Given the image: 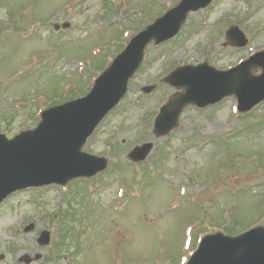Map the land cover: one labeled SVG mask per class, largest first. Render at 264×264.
<instances>
[{
  "label": "rangeland",
  "instance_id": "rangeland-1",
  "mask_svg": "<svg viewBox=\"0 0 264 264\" xmlns=\"http://www.w3.org/2000/svg\"><path fill=\"white\" fill-rule=\"evenodd\" d=\"M178 1L0 0V133L12 137L34 128L49 103L82 96L99 68L125 47L134 27L150 23ZM64 22L68 27L54 31L55 23ZM237 22L248 43L224 45L226 28ZM261 50L264 0H213L190 13L174 38L149 46L126 94L83 146L107 157L108 170L5 199L0 264H25L21 258L35 254L39 258L28 264H177L171 263L174 254L165 259L160 253L173 249L179 254V246L190 239L194 246L188 226L196 221L189 216L195 208L200 215L209 211L215 222L203 225L206 232H224L232 207L239 205L237 226L255 218L261 207L264 211L258 202H264V101L248 116L236 110L234 96L204 109L188 105L176 127L159 138L151 132L154 116L143 120L180 90L161 82L171 65L207 62L225 70ZM260 70L252 66L250 72ZM144 85L157 87L144 95ZM142 139L154 147L147 160L134 164L126 153ZM155 153L152 165L159 164V175L141 166ZM213 156L219 165L208 167ZM261 219L264 224V215ZM30 222L33 229L24 232ZM43 229L50 234L48 245L38 242ZM63 229L70 232L65 239Z\"/></svg>",
  "mask_w": 264,
  "mask_h": 264
},
{
  "label": "water",
  "instance_id": "water-1",
  "mask_svg": "<svg viewBox=\"0 0 264 264\" xmlns=\"http://www.w3.org/2000/svg\"><path fill=\"white\" fill-rule=\"evenodd\" d=\"M210 1L182 0L177 7L135 35L95 80L85 97L44 110L41 122L33 130L21 132L10 140L0 134V202L18 188L49 182L64 183L68 178L91 175L103 169L105 159L85 154L80 148L100 120L123 96L128 78L139 66L145 45L152 39L158 43L175 35L189 10H197ZM226 35L237 46L246 44V38L236 26L231 27ZM260 55H264V52L227 72L215 71L206 64L176 69L164 81L185 86L186 94L175 100L171 109H168L169 104L162 108L156 128L159 130L158 127L162 126L160 119L168 117L169 120L162 126L164 131H168L181 108L189 101L204 106L234 94L238 98L239 110H249L264 99V62H259L263 67L261 75L254 77L248 72ZM202 71L208 72L211 77L230 74L243 76L234 77L233 85L219 86L206 75L202 76L203 80L197 81L196 75ZM151 89L144 88L146 92ZM40 241L46 243L47 238L42 236ZM188 264H264V229H254L234 238L220 233L206 236Z\"/></svg>",
  "mask_w": 264,
  "mask_h": 264
}]
</instances>
